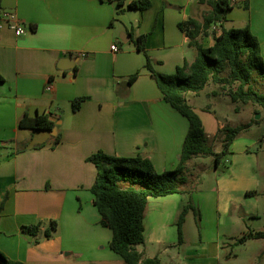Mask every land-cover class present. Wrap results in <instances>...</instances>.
Segmentation results:
<instances>
[{
	"label": "crops",
	"instance_id": "obj_1",
	"mask_svg": "<svg viewBox=\"0 0 264 264\" xmlns=\"http://www.w3.org/2000/svg\"><path fill=\"white\" fill-rule=\"evenodd\" d=\"M130 1L137 0H125L122 6L106 0H0V252L10 261L126 264L109 248L111 230L99 224L90 192L96 169L87 158L98 151L139 156L157 173L173 170L179 162L188 121L163 99L145 68V54L155 71L168 75L185 62L192 63L196 51L179 24L188 19L201 24L207 2L148 0V8L137 10L127 8ZM3 11L14 14L22 35L16 36L1 20ZM246 24L258 39L264 60V0H237L222 26L213 24L197 40L211 47L222 28ZM141 35L146 36L145 54L135 45ZM113 45L116 51L111 50ZM64 58L72 59V69L66 68L69 63L58 68ZM204 90L186 98L210 142L223 125H232V119L217 104L204 107L197 102ZM79 97L86 99L73 111L72 101ZM216 110L223 113L221 119L214 116L215 122H205L199 114ZM41 114L54 122L52 130L19 127L23 116ZM254 127L231 144L228 173L215 179L213 194H192L189 182L193 206L202 212L194 239L186 235L185 220L182 242H174L187 195L148 198L144 243L136 247L143 258L156 257L163 264L161 256L166 255L170 264H222L223 237L235 241L225 229L246 215L254 216L243 203L264 195L257 178L258 156L251 150L256 140L241 141ZM192 160L187 163L189 173L194 171ZM203 210L210 213L204 215ZM51 221L56 228L46 238ZM37 223L40 230L35 236L22 231Z\"/></svg>",
	"mask_w": 264,
	"mask_h": 264
},
{
	"label": "trees",
	"instance_id": "obj_2",
	"mask_svg": "<svg viewBox=\"0 0 264 264\" xmlns=\"http://www.w3.org/2000/svg\"><path fill=\"white\" fill-rule=\"evenodd\" d=\"M118 6L125 0H106ZM211 5L209 13L203 16L198 24L188 19L179 24L189 38V45L196 51L192 63H184L177 67L174 74L168 75L153 69L151 59L145 54V35L136 38L135 45L146 57L145 68L154 78L163 99L188 121L179 162L173 170L157 173L153 165L139 156L123 157L110 155L101 151L87 158L94 165L96 176L90 188L93 204L99 213V224L112 232L109 248L120 256L126 264H161L158 258H143L136 247L144 243L143 219L148 198L163 197L171 194H185L187 200L176 221L178 242H182V225L188 210L199 216L198 210L192 205L190 190L187 188L191 173L187 171V163L197 157H211L218 166L220 159L228 153L233 141L257 121L232 126L223 125L218 130L217 138L221 140V149L214 152L213 146L204 131L199 115L187 102L188 93H198L211 81L221 88L229 87V97L233 103L257 105L264 114V92L255 88L256 78L264 81V60L261 56L258 39L246 24L239 28H222L220 35L214 38L211 47H203L197 40L200 33L205 34L213 24L226 21L227 11L231 9L228 0H199ZM150 6L148 0L130 1L129 9L144 10ZM138 73L129 78L132 83ZM236 84V85H235ZM235 85V86H234ZM85 97L72 101V110H78ZM237 111V107H235ZM20 128L31 130H52L54 122L47 114L35 117L23 116L18 123ZM251 192L247 193L250 195ZM3 203L0 204V212ZM56 228L51 221L45 229L44 236L49 238ZM40 230V223L23 226L22 231L35 236ZM248 240H264V230L248 232L235 239L234 245L244 244ZM0 264H26L10 261L0 252Z\"/></svg>",
	"mask_w": 264,
	"mask_h": 264
},
{
	"label": "rangeland",
	"instance_id": "obj_3",
	"mask_svg": "<svg viewBox=\"0 0 264 264\" xmlns=\"http://www.w3.org/2000/svg\"><path fill=\"white\" fill-rule=\"evenodd\" d=\"M210 10L211 5L207 3L205 6V14L209 13ZM255 88L260 92H264V81L259 77L256 78ZM228 92L229 87L221 88L220 85L209 81L205 85L204 92L199 94L197 102L204 107L208 104L213 106H215V104L219 105L220 108L223 109V112L227 113L229 118L232 119V126L242 125L253 120L257 121L254 124V129L244 134L241 141L248 144L249 142L256 140V145H252L251 150L256 152L258 156L257 178L260 180L261 184L259 190L264 189V114L257 105H253L251 103L242 104L240 102L233 103L230 100ZM235 107H237V111H235ZM223 112L216 110L214 115L212 113L201 111L199 114L205 122L207 120L209 122H215L216 118H214V116H218L217 118L221 119L219 115ZM210 143L214 150L219 152L222 147L220 138H217L216 140L211 139ZM231 159V154L224 155L217 168H215L214 160L211 157L194 158L191 162L192 164H195L194 167H192L194 171L191 172L190 170L191 174L194 175L190 178L193 188L192 194L193 192L196 194L198 192H208L209 194H213L211 190L215 187V179H218L223 174L228 173ZM197 200L198 199H196L195 202ZM243 208L252 209L255 212V215H246L243 221L239 220L238 223L227 226L225 231L228 235L234 236L235 239L241 238L244 234L250 231L254 232L264 230V195L247 198V200L243 203ZM196 209L198 210L199 216H195L192 210H188L185 215L186 235L193 239L196 237V234L200 229V220L202 216V212L199 210L198 206H196ZM203 212L204 215H208L210 213L207 212L206 214L204 210ZM174 240L177 244V236H174ZM222 241L226 244L223 252L222 264H264V240H248L241 245H234L229 240H226L225 237H223ZM177 246L178 245H176V248ZM176 248L168 249L173 251V249ZM230 254H235L236 257L227 258ZM161 259L163 264L171 263L169 257L166 255H162Z\"/></svg>",
	"mask_w": 264,
	"mask_h": 264
},
{
	"label": "built area",
	"instance_id": "obj_4",
	"mask_svg": "<svg viewBox=\"0 0 264 264\" xmlns=\"http://www.w3.org/2000/svg\"><path fill=\"white\" fill-rule=\"evenodd\" d=\"M236 3H237V0H230V5H234ZM1 20L3 22H7L11 26V28L14 30V33L16 36H20L24 33L23 28L16 23L15 16L13 13H11L9 11H3L1 13ZM0 27H1V24H0ZM111 50L116 51L117 50L116 46L113 45L111 47ZM46 88H47V90H50V88H51L50 84Z\"/></svg>",
	"mask_w": 264,
	"mask_h": 264
},
{
	"label": "water",
	"instance_id": "obj_5",
	"mask_svg": "<svg viewBox=\"0 0 264 264\" xmlns=\"http://www.w3.org/2000/svg\"><path fill=\"white\" fill-rule=\"evenodd\" d=\"M71 61H72L71 58H64V59H61L60 62H59V64H58V68H59L60 70H63V69H64L63 65L69 63L70 66H68V67H66V68H67V69H72V68H73V64H71V63H72Z\"/></svg>",
	"mask_w": 264,
	"mask_h": 264
}]
</instances>
